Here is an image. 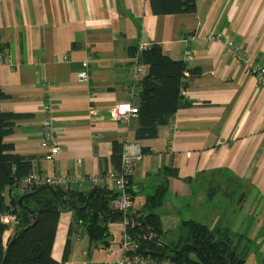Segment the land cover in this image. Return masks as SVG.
Here are the masks:
<instances>
[{
	"label": "crops",
	"instance_id": "0c3cea01",
	"mask_svg": "<svg viewBox=\"0 0 264 264\" xmlns=\"http://www.w3.org/2000/svg\"><path fill=\"white\" fill-rule=\"evenodd\" d=\"M0 38L7 45L0 62V89L7 98L0 109L20 117L4 142L15 154L32 158L33 175H75L81 181L69 186L88 192L92 178L114 170L113 142L134 145L143 155L129 183L131 211L142 214L146 199L164 184V170L177 173L168 178L164 203L155 211L163 243L174 242L181 223L189 220L210 229L235 226L216 205L204 208L206 187L241 190L242 204L251 206L245 215H253L255 204L264 215V87L232 54L238 48L264 68V0H196L194 13L169 16L153 15L148 0H0ZM152 44L174 61L189 52L188 68L198 73H187L181 97L188 105L155 137H139L137 119L117 121L113 110L129 101L132 53ZM84 70L88 83L77 77ZM139 91L137 86L134 107ZM45 102L61 150L54 162L45 160L40 146ZM107 187L115 191L114 185ZM223 194L228 200L233 196ZM70 225L71 213L64 211L53 260L61 262L67 239L65 264L122 259V223L108 226L106 247L84 234L69 237ZM6 233L7 241L13 228Z\"/></svg>",
	"mask_w": 264,
	"mask_h": 264
},
{
	"label": "trees",
	"instance_id": "16d2710c",
	"mask_svg": "<svg viewBox=\"0 0 264 264\" xmlns=\"http://www.w3.org/2000/svg\"><path fill=\"white\" fill-rule=\"evenodd\" d=\"M148 1L155 16L192 14L196 10V0ZM6 51L7 45L0 38V62ZM139 61L147 67V74L137 84L140 88L137 114L134 116L139 126L137 135L155 137L160 127L169 125L176 112L188 105L180 96V91L186 87L183 82L185 73L196 75L198 72L190 70L184 59H169L157 44L143 50ZM6 98L0 89V103ZM18 119V115L4 113L0 109V264H65L70 252V239H67L61 262L51 256L57 226L64 211L71 213L69 237L73 233L84 234L90 243L108 246L111 238L108 226L123 221L122 214L111 206L116 192L99 185H94L88 192L72 189L69 185L53 186L52 189L49 186L22 188L23 180L32 174L33 160L15 154L13 147L4 142ZM122 148L113 142V171L120 169ZM163 175L164 184L146 199L142 214H127L126 233L137 246L136 252L128 256L143 257L151 264H247L231 246L228 229H210L205 224L189 220L181 223L175 232L174 242L161 241L163 231L155 211L164 203L168 178L177 177V173L169 169L164 170ZM129 183L127 192L130 194ZM35 191L38 192L23 200L22 206L18 204L21 197ZM6 214L15 217V224L13 235L4 242L9 229L2 220Z\"/></svg>",
	"mask_w": 264,
	"mask_h": 264
},
{
	"label": "built area",
	"instance_id": "2783aa9c",
	"mask_svg": "<svg viewBox=\"0 0 264 264\" xmlns=\"http://www.w3.org/2000/svg\"><path fill=\"white\" fill-rule=\"evenodd\" d=\"M229 47L231 43L226 42ZM147 49V47H139L135 50L134 54L130 58V68H129V77L131 80V89L129 90V101L117 105L114 110V118L117 121L127 123L131 118L137 114V107L132 106L131 102L136 98L137 84L139 79L143 78L147 74V67L139 61V54ZM232 54L235 58V61L239 65H243L245 70L254 76L257 84L264 87V68L252 63L247 59L238 48H232ZM183 59L185 61L191 60L192 56L189 52L184 54ZM79 82L88 83L89 75L87 70L78 73L77 75ZM188 74L185 73L186 83ZM185 95V89L180 91V96ZM43 112L46 114V117L41 122V134L42 139L40 142L41 148L45 151V160L48 162H54L61 154L59 146L56 144L54 136V125L53 119L51 117V107L48 102L43 103ZM141 149L134 145L125 146L122 150L121 155V164L118 171H109L107 173L100 174L91 179V183L99 186H107L112 184L115 187L116 198L112 202V209L116 212L122 214L123 221V233L121 235V240L119 243L120 251L122 252V259L116 262V264H151L147 259L143 257H131L128 254H134L137 250V246L134 241L127 235L126 226L128 225L127 214L133 212L131 211L133 206V198L127 192V185L130 182V179L133 175V171L137 163L140 162L142 158ZM81 181V178L75 175H65V176H39V175H29L25 180H23L21 187L22 188H38L42 186H67L70 184H78ZM7 197V194L5 195ZM6 204L8 205V197L6 198ZM134 213V212H133ZM3 222L9 226V231L12 230L13 225L15 224V217L9 214H6L2 218ZM10 233V232H9ZM7 234V233H6ZM10 234L7 235V237Z\"/></svg>",
	"mask_w": 264,
	"mask_h": 264
},
{
	"label": "rangeland",
	"instance_id": "374dc122",
	"mask_svg": "<svg viewBox=\"0 0 264 264\" xmlns=\"http://www.w3.org/2000/svg\"><path fill=\"white\" fill-rule=\"evenodd\" d=\"M202 191L209 194L203 203L204 208L208 210L211 206L216 205L218 210H221L222 215L227 216L231 222L235 223V226L228 230L229 239L234 244L231 246L235 252L243 257L247 264H264V215L261 212L262 207L255 204L251 210L253 215L250 217L245 213L251 206L242 204L241 190L206 187ZM225 191H232L231 203H227L230 199L225 198L223 194ZM259 223L262 224V227L259 226ZM7 235L5 234L4 242H6Z\"/></svg>",
	"mask_w": 264,
	"mask_h": 264
},
{
	"label": "water",
	"instance_id": "95a60500",
	"mask_svg": "<svg viewBox=\"0 0 264 264\" xmlns=\"http://www.w3.org/2000/svg\"><path fill=\"white\" fill-rule=\"evenodd\" d=\"M50 189H52V188L50 187ZM37 192H38V191L30 192V193L24 195L23 197H21V198L18 200V204H19L20 206H22V202H23V200H24L25 198L30 197V196L36 194ZM23 209L26 210V211H28V212L32 215V212L29 211L27 208L24 207Z\"/></svg>",
	"mask_w": 264,
	"mask_h": 264
}]
</instances>
